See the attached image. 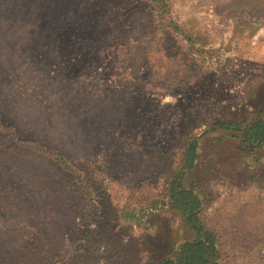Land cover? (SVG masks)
<instances>
[{
    "label": "rangeland",
    "instance_id": "1",
    "mask_svg": "<svg viewBox=\"0 0 264 264\" xmlns=\"http://www.w3.org/2000/svg\"><path fill=\"white\" fill-rule=\"evenodd\" d=\"M169 1L217 51L186 86L165 88L172 63V75L198 63L135 0H0V123L15 128L0 132V264H151L170 254L183 242L181 217L157 194L192 135L220 237L215 264H264V145L248 154L228 131L203 135L210 123L264 114V0ZM17 140L56 149L106 188L88 197ZM136 189L156 208L128 201Z\"/></svg>",
    "mask_w": 264,
    "mask_h": 264
},
{
    "label": "trees",
    "instance_id": "2",
    "mask_svg": "<svg viewBox=\"0 0 264 264\" xmlns=\"http://www.w3.org/2000/svg\"><path fill=\"white\" fill-rule=\"evenodd\" d=\"M142 5L151 16V27L170 33L180 45V51L186 60L198 63V69H189L183 66L182 73L170 74V69L175 70L176 62L166 70L167 80L161 86H186L190 79L200 75L202 70L210 66V59L217 50L212 48L208 34L194 29L193 26L178 22L172 14L169 0H135ZM153 50V49H151ZM152 56L149 59L152 60ZM219 62L218 56L214 57ZM155 60V59H154ZM209 62V63H208ZM153 63L152 66H155ZM161 64L158 66V70ZM163 66V65H162ZM13 126L0 123V132H14ZM220 130L232 134L237 143V149L243 153H252L264 145V114H259L244 120H231L228 123L213 122L208 124L203 135L212 134ZM18 145L38 155L51 160L60 169L72 175L73 185L86 190L88 197L97 196L106 188L104 178L99 182L84 180L83 173L71 165L67 159L56 149L46 147L34 141H18ZM199 140L195 135L189 136L184 145L177 150L174 160L169 165L161 183V191L157 196L165 199L162 204L181 217L183 242L173 251L151 264H215L220 251V237L217 229L210 223L203 203L205 192L202 181L204 177L197 166L199 160ZM210 171V170H209ZM207 173V170H204ZM148 192L136 189L128 192L127 200H136L141 203L145 200L151 208H156L157 197Z\"/></svg>",
    "mask_w": 264,
    "mask_h": 264
}]
</instances>
